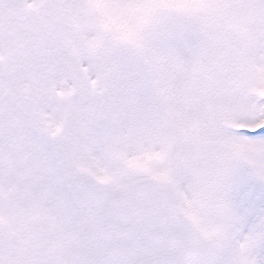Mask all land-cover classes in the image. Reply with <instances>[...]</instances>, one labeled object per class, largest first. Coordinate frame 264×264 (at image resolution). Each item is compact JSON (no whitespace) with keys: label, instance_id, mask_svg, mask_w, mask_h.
Returning <instances> with one entry per match:
<instances>
[{"label":"snow or ice","instance_id":"obj_1","mask_svg":"<svg viewBox=\"0 0 264 264\" xmlns=\"http://www.w3.org/2000/svg\"><path fill=\"white\" fill-rule=\"evenodd\" d=\"M0 264H264V0H0Z\"/></svg>","mask_w":264,"mask_h":264}]
</instances>
